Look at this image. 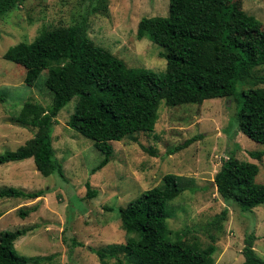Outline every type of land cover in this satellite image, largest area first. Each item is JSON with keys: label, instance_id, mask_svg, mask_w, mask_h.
I'll list each match as a JSON object with an SVG mask.
<instances>
[{"label": "rangeland", "instance_id": "obj_1", "mask_svg": "<svg viewBox=\"0 0 264 264\" xmlns=\"http://www.w3.org/2000/svg\"><path fill=\"white\" fill-rule=\"evenodd\" d=\"M169 0H26L0 17V154L15 150L33 136L30 126L16 122L22 105L32 101L49 107L51 94L43 70L33 85L24 82L25 68L3 58L7 48L30 42L43 28L68 26L85 17L87 34L99 46L121 58L127 66L154 72L165 69L164 48L148 36L136 37L143 17H166ZM241 8L264 26V0H240ZM264 64L251 70V77L236 90L264 86ZM238 98V97H236ZM72 97L58 112L51 131L55 156L64 179L56 172L43 176L33 159L0 164V189L12 186L26 192L43 189L35 199L0 197V233L26 228L15 241L18 254L38 257L37 264H101L92 248L125 242V228L117 213L142 191L161 183L166 173L179 176L181 193L166 205L167 225L173 238L210 242L209 220L226 209L223 229L215 243L214 264H242L245 237L253 233L254 251L264 259V204L241 210L217 193L213 177L230 154L258 165L255 182L264 184V149L240 132L235 119L234 98H208L201 103L167 106L158 104V117L151 133H135L111 141V160L94 173L102 159L93 142L67 125L76 103ZM208 133V134H207ZM196 140L178 148L186 140ZM97 193L86 197L85 182ZM26 210L22 216L19 211ZM175 236V237H174ZM74 238L75 244L70 240ZM77 243V244H76ZM123 258V253L118 252ZM34 264V263H30ZM116 264V258L107 260Z\"/></svg>", "mask_w": 264, "mask_h": 264}, {"label": "trees", "instance_id": "obj_2", "mask_svg": "<svg viewBox=\"0 0 264 264\" xmlns=\"http://www.w3.org/2000/svg\"><path fill=\"white\" fill-rule=\"evenodd\" d=\"M26 0H0V17ZM85 17L68 26L43 28L30 41L7 48L3 58L25 68L24 82L33 85L43 70L44 84L51 104L23 103L15 120L33 129V136L15 150L0 154V164L32 158L43 176L56 172L64 179L62 165L55 156L51 131L59 110L77 98L67 125L90 139L102 155L91 168L94 173L112 158L111 141H121L135 133H151L158 117V104L167 106L196 104L208 98H234L237 127L250 139L264 145V86L236 90L237 84L251 77V70L264 64V26L241 8L240 0H169L166 17L141 18L136 37L148 36L164 48L165 69L154 72L145 67H130L87 34ZM264 82V76L259 78ZM238 97V98H236ZM192 137L178 148L196 140ZM260 159L264 149L251 151ZM256 163L233 154L224 159L213 177L217 193L241 210L264 204V184L255 182ZM179 176L163 175L161 183L142 191L117 213L125 228V242L92 248L101 264L116 258V264H214V252L223 229L227 210L208 222L214 232L201 247L196 242L173 238L167 225V203L182 188ZM86 197L97 191L85 182ZM43 189L26 192L12 186L0 189V197L35 199ZM25 216L26 210L19 211ZM26 228L0 233V264H37L38 257L16 252L14 243ZM75 244L74 238L70 239ZM254 235L248 234L241 250L242 264H264L254 251ZM77 244V243H76ZM123 253V258L118 256Z\"/></svg>", "mask_w": 264, "mask_h": 264}, {"label": "water", "instance_id": "obj_3", "mask_svg": "<svg viewBox=\"0 0 264 264\" xmlns=\"http://www.w3.org/2000/svg\"><path fill=\"white\" fill-rule=\"evenodd\" d=\"M208 134V133H207Z\"/></svg>", "mask_w": 264, "mask_h": 264}]
</instances>
